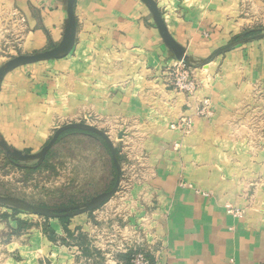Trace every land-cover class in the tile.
I'll return each mask as SVG.
<instances>
[{
    "label": "crops",
    "instance_id": "crops-1",
    "mask_svg": "<svg viewBox=\"0 0 264 264\" xmlns=\"http://www.w3.org/2000/svg\"><path fill=\"white\" fill-rule=\"evenodd\" d=\"M238 1L173 0L158 6L164 9L161 18L175 52L143 0H73L77 27L72 42L55 57L17 64L1 81L0 94L15 103L17 116L0 118V134L30 138L33 150L51 137L50 124L56 118H76L85 111L107 114L108 124L142 119L143 131L149 124V140V132L142 139L153 177L133 186L149 187L154 194L137 196L142 209L136 215L142 232L137 233L162 264H264V148L245 145L240 133L232 138L225 124L237 104L248 103L236 98L247 84L232 88L234 80H242L243 74L255 80L257 66L264 64V40L259 49L254 41L258 31L243 37L241 19L231 18ZM69 22L67 0H0V27H22L15 40L24 52L66 44ZM2 41L0 32V51ZM179 56L194 74V94L175 91L161 77L166 66L181 62ZM235 57L249 61L247 75L244 70L239 74L231 62ZM3 58L0 53V61ZM49 62H60L53 81H47ZM201 64V69H193ZM28 71L43 76L36 82L52 88L47 95L37 94L34 83L23 76ZM202 98L210 103L207 115L196 114ZM184 115L192 116L189 132L170 127ZM13 145L21 151L19 143ZM149 202L153 209L148 214ZM105 205L110 212L103 216L101 211L100 218L109 220L116 204L112 199ZM14 218L24 222L16 234L11 233L15 220L0 219V264H127L122 253L116 261L88 259V248L100 241L89 246L77 237L78 231L91 230L85 212L69 216L65 223L32 208ZM121 232L122 242L134 241L130 223ZM103 251L111 257L108 249Z\"/></svg>",
    "mask_w": 264,
    "mask_h": 264
},
{
    "label": "rangeland",
    "instance_id": "rangeland-1",
    "mask_svg": "<svg viewBox=\"0 0 264 264\" xmlns=\"http://www.w3.org/2000/svg\"><path fill=\"white\" fill-rule=\"evenodd\" d=\"M153 1L157 8L164 4L168 6V4L173 3V0ZM158 10L162 15L165 13L161 7ZM231 18L234 19L233 21H237L236 19L238 18L241 19L240 29L242 33L245 32L242 35L243 37H247L251 31H258L259 37L254 39V41H256V46L259 49L262 46L261 41L264 40V0H239L238 6L236 5V14ZM74 24L76 29V17ZM21 28L20 25L0 27V32L3 36L1 43L2 51L0 53L5 57L0 61V68L15 56L20 54H35L41 51H32L30 53L23 51L21 46L17 44L18 40H15V34ZM7 34H14V37L11 38ZM234 59L231 62H236L234 65L239 71V74L244 70L247 75L249 71L248 69L245 71V68L246 66H250L248 61L249 56L247 58L248 60L246 58L238 60L236 57ZM258 59H260V56H258ZM35 61L37 63L42 61V59ZM195 61L197 62L199 59ZM60 62L57 64L55 62L48 63L51 65L48 70L51 74H47L50 76L47 77V81H53L56 75L53 77L52 74L60 72L57 68ZM201 66L202 64L193 67V69H201ZM257 68L259 74L255 80L253 77V80L250 81L249 77L245 76V74L242 75L244 76L242 80H234L235 87L232 88L237 89L242 84L240 82L247 84V88H245V85H242L244 86L243 90L238 91L237 95H235L237 96L236 98L247 100L248 103L241 107H238L239 105L237 104L234 110L235 115L233 114L234 116L230 117V122L227 121L225 124L230 130L229 135L231 137L240 133L243 142L247 143L245 145L262 149L264 148V64L258 65ZM28 73L22 74L32 85L34 83L37 94L43 95V93H46L47 95V92L52 88L47 87L43 83H39L38 85L36 82V79L38 82L41 81L43 76L35 75L32 71H28ZM4 77L5 75L0 79V89L1 81ZM161 77L163 78L162 75ZM8 99L9 97L5 99L0 94V118L9 117L11 119V116L13 118L17 116L16 107L13 106L15 103L13 104ZM106 120L107 114L99 111L95 112L94 110L85 111V113H82L76 118L65 120L56 118L50 124L49 131H53L51 137L44 145L36 150L29 147L30 138L25 136L15 138L13 137L15 136L13 132L9 133L8 131L5 133L6 138L0 134V141H3L10 150H14L13 144L17 145L19 143L21 148L20 152L26 156L24 159H18L15 163H11L8 161V155L0 144L1 221L9 222L12 218H1V214L3 212L8 213V211L12 213L14 209L16 210L15 214L24 212L28 208H33L37 211H48L50 216H56V214H59L55 213V211L60 210V208H65L67 210L65 214H68L70 217L85 212L90 219L89 226L91 230L88 232L78 231L77 237L82 239L84 245L89 246H92L91 244L94 240L100 241L99 245L94 243L92 248H88L90 249L91 255L89 254L87 257L88 259H92V263L95 261L101 263L107 259L116 261L119 258L118 254L122 253L126 255L136 249H144L149 252L150 245L146 243V240L142 239L141 234L138 237L137 233L139 228L137 227L136 215L142 211L138 206L139 197L137 198V196H142L141 193H144L153 197L152 195L154 193L149 187L133 186L134 184L140 186L141 181H147L153 177L149 162V150L144 145V138L142 139L145 132H149V124H145L146 131H143L142 119H140L141 122H134L133 124L120 121L119 119L108 124ZM70 123H82L100 130L104 138L99 139L80 133L67 134L57 143H53L50 146V153L46 160L42 162V159L37 155L40 154L44 146L52 139L58 127ZM0 126H4L3 123L0 122ZM145 137H147V142L150 137V132L145 134ZM110 147L114 150L113 157L114 162H116L115 166ZM21 165L38 167L34 170H29L26 167L22 168ZM130 190L135 191L131 195L136 197L135 202L131 200L134 197L128 196ZM112 199L114 204H116L114 217H109V220L100 218L101 211L103 216H105L107 209L110 212L109 206L113 203L108 207L105 203ZM70 200L75 202L74 208L71 206L60 207ZM128 201L129 205L127 204ZM89 202L92 203L93 207L88 210L87 203ZM42 203L49 207L47 209L41 208L40 204ZM145 209L146 213L149 214L153 209V204L151 202L145 204ZM95 217L98 219H95ZM132 219H134V223H132ZM147 219L145 218L144 220L149 221ZM129 223L135 233L134 241L127 245L126 241L122 242V238L124 237L121 228L127 226ZM114 226L116 227L114 228ZM139 231L140 233L142 232L141 229ZM104 249H108L111 257L103 255Z\"/></svg>",
    "mask_w": 264,
    "mask_h": 264
},
{
    "label": "built area",
    "instance_id": "built-area-1",
    "mask_svg": "<svg viewBox=\"0 0 264 264\" xmlns=\"http://www.w3.org/2000/svg\"><path fill=\"white\" fill-rule=\"evenodd\" d=\"M22 20V19H21ZM163 80L165 85L171 87L180 92H185L187 94H194L197 89V83L193 72L183 65L182 62H176L174 64L168 65L162 71ZM209 100L202 98L199 101V106L196 114L207 115L210 113ZM170 127L175 129L179 128L182 132H189L192 127V116L184 115L181 116L177 121L172 122ZM235 214L240 213L236 210H229ZM128 264H162L159 259L153 258L147 250L136 249L130 253Z\"/></svg>",
    "mask_w": 264,
    "mask_h": 264
},
{
    "label": "water",
    "instance_id": "water-1",
    "mask_svg": "<svg viewBox=\"0 0 264 264\" xmlns=\"http://www.w3.org/2000/svg\"><path fill=\"white\" fill-rule=\"evenodd\" d=\"M143 1L149 6L151 12L153 13V15H154V17H155V19L159 25V28L161 29L162 36H163L164 40L167 42V45L169 47L173 48V50L176 52L177 50L175 48L174 42L171 40V38L167 34L163 20L161 18V14H160L155 2L153 0H143ZM67 6H68V12L70 15V22H69V25L67 26V34H66V39L68 40L67 43L62 44L60 47L55 48L51 51H42V52H37L35 54H20L18 56L13 57L11 60L6 62V64L3 67L0 68V79L6 74L7 71H9L15 65H17L19 63H23V62H29V61L39 60V59L55 57L56 51L65 49L67 47V45L72 42V37L74 34V29H75L74 17H73V11H72L73 0H67ZM178 60L181 61L183 64H187V61L184 59L183 56H179ZM84 125H86V124H84ZM86 126H88V125H86ZM61 128L62 127H60L59 129H61ZM56 137H57V131L54 134V136L52 137V139L48 142V144H46L44 146V148L41 150L40 154L37 155L40 159H43L45 157L46 152L49 150L50 146L54 143ZM0 144L8 156H13L14 158H18V159L26 158V156L22 155V153L20 151L10 150L9 147L3 141H0ZM110 148H111L112 154L114 156V150L112 147H110ZM92 207H93V205L91 202L87 203V209L88 210L91 209ZM32 210L34 212L45 213V214L49 215L48 211H37V210H34L33 208H32Z\"/></svg>",
    "mask_w": 264,
    "mask_h": 264
},
{
    "label": "trees",
    "instance_id": "trees-1",
    "mask_svg": "<svg viewBox=\"0 0 264 264\" xmlns=\"http://www.w3.org/2000/svg\"><path fill=\"white\" fill-rule=\"evenodd\" d=\"M76 133H80V134H83V135H86V136L95 137V138L97 137L99 139L104 138L102 132L97 130V129L91 128V127L86 126V125H84L82 123H70V124L62 126L61 129L57 130V137H56L54 143H57L63 136H65L67 134H76ZM49 153L50 152L48 150L46 152V154H45L44 159H42V162L44 160H46V158L48 157ZM7 158H8V161L11 162V163L12 162L15 163L18 160V158H13L12 156H8ZM112 160H113V162L115 161L113 155H112ZM115 164H116V162H114V166H115ZM15 166H17V165H15ZM21 167L24 168L26 166L21 165ZM37 167L32 166V167H26V168H28L29 170H34ZM40 205H41V208H43V209H47L49 207V206H47L44 203H42ZM74 205H75V202L70 200L67 203L62 204L60 207L71 206V207L74 208L75 207ZM72 210H74V209H72ZM15 212H16V210L14 209L11 214H8L6 212H3L1 214V218H5V219L12 218L11 220H15L16 221L17 226H16V228H12L11 229V233L12 234L19 233L20 230L23 227L22 224L24 223L22 220H20L18 218H16V219L14 218ZM66 212H67V210L65 208H60V210L55 211V213H58L59 215L56 214V216L55 215L54 216L55 217H59V219H61V221L65 223L67 221L68 217H69L68 214H65ZM129 256H130V253H127L126 254V262H127V264H128Z\"/></svg>",
    "mask_w": 264,
    "mask_h": 264
}]
</instances>
